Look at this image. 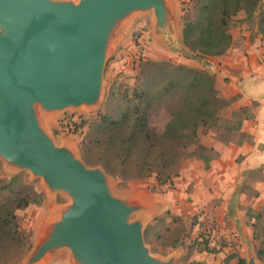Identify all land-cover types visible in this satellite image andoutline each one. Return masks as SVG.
<instances>
[{"label":"water","instance_id":"95a60500","mask_svg":"<svg viewBox=\"0 0 264 264\" xmlns=\"http://www.w3.org/2000/svg\"><path fill=\"white\" fill-rule=\"evenodd\" d=\"M174 10L169 0H0V159L41 178L50 196L70 200L23 264L62 250L74 264H176L154 256L145 242L151 206L115 196L111 175L56 145L40 117L95 106L119 26L153 12L155 34L169 39ZM236 205L233 198L229 215L238 226ZM245 241L248 264H258Z\"/></svg>","mask_w":264,"mask_h":264},{"label":"trees","instance_id":"16d2710c","mask_svg":"<svg viewBox=\"0 0 264 264\" xmlns=\"http://www.w3.org/2000/svg\"><path fill=\"white\" fill-rule=\"evenodd\" d=\"M191 12L182 24L183 44L190 56L211 58L225 55L233 44L232 22L240 13L246 22L257 20L264 41V0H187ZM135 86L111 90L106 99L110 110L90 125L81 143L83 159L90 166H101L113 177L145 180L154 177L158 187L173 189L182 164L200 158L210 168L212 149L201 144V133L218 126L221 111L230 101L222 98L216 78L206 70L141 59ZM165 111L168 121L160 131L152 125L153 116ZM81 124V123H80ZM75 122L73 133L81 125ZM239 128V123H237ZM245 136V135H243ZM23 174L0 182V256L22 251L32 242L21 229L18 211L43 203L42 193L25 184ZM9 194L4 197V193ZM253 240L260 243L257 256L264 262V213L253 217ZM172 248L182 244L181 233ZM148 238V235L145 239ZM217 254L210 241L195 240L191 249ZM189 264H202L191 262ZM239 264H246L239 259Z\"/></svg>","mask_w":264,"mask_h":264},{"label":"rangeland","instance_id":"374dc122","mask_svg":"<svg viewBox=\"0 0 264 264\" xmlns=\"http://www.w3.org/2000/svg\"><path fill=\"white\" fill-rule=\"evenodd\" d=\"M187 1V0H185ZM191 7L183 2L179 3V10H174V24L171 25L172 34L169 39L157 36L154 29V18L152 13L138 14L123 22L110 43L108 57L103 74V87L99 102L90 108L69 109L53 115H45L40 111L43 125L46 127L56 145L66 146L71 149L76 156L83 159L81 143L87 137L90 125L98 119L100 114H105L110 110L106 103L107 96L111 90H131L138 76V66L141 59L160 62L171 61L175 64L188 66L194 56H190L183 44L182 24L191 12ZM250 29L254 33L258 30L257 20L246 22V15L234 18L232 29ZM180 50L187 51L186 54ZM191 67V66H190ZM226 108L221 111V115H227ZM168 121L165 111H160L153 116L152 125L158 130H162ZM80 127L76 133L74 123ZM222 125L226 123L222 122ZM220 140H226L227 136H218ZM213 156V153L210 154ZM193 158L187 159L192 160ZM85 161V160H84ZM90 166V165H89ZM98 166V165H97ZM96 167V166H91ZM23 174L25 184L29 185L32 191L42 193L43 203L32 204L28 208L18 211V219L25 237L31 238V248L28 250V242L22 251H11L0 256V264H23L33 249L35 242L49 230L54 221L60 218V210L70 204V200L62 193H55L50 196L43 180L34 177L30 172L13 169L0 159V182L8 183L11 178ZM244 176V174H243ZM248 177V175H246ZM240 177L235 188L229 192L225 200L216 198L211 203L195 210L189 198L185 206H181L176 199L169 196V188H160L154 177L145 180L131 179L125 180L121 177H108L111 190L115 196H128L134 199L144 200L145 204L151 206L152 210L145 213L146 221L144 234L151 253L162 259L174 257L176 264H189L200 262L202 264H239V259H245L248 264L249 247L245 241L247 237L257 255L260 243L253 240V218L258 212L264 213V206L258 207L254 198L257 192L253 184L262 179L260 174ZM243 186L245 196L237 190ZM236 191V192H235ZM140 194H143L140 196ZM234 195V196H233ZM7 192L4 197H8ZM235 197L238 202L236 215L238 226L229 215V201ZM143 198V199H142ZM242 199V200H241ZM224 203V207L221 204ZM143 214V213H142ZM133 216L131 220H134ZM178 232L181 233L182 244L177 248H172ZM208 239L212 247L220 249L217 254L199 252L191 249L195 240L203 241ZM257 263L264 264L257 256ZM39 264H74L68 250H62L41 261Z\"/></svg>","mask_w":264,"mask_h":264},{"label":"crops","instance_id":"0c3cea01","mask_svg":"<svg viewBox=\"0 0 264 264\" xmlns=\"http://www.w3.org/2000/svg\"><path fill=\"white\" fill-rule=\"evenodd\" d=\"M169 1L179 10V3L185 0ZM231 33L233 44L225 55L195 57L188 63V66L214 75L220 96L230 101L226 108L228 113L220 115L218 126L200 135L201 144L212 149L210 168L207 169L200 158L185 160L179 176L173 180V189L163 194L173 197L184 207L190 198L195 210L216 198L226 201L240 177L245 176L246 184V178L256 174L262 179L253 184L257 192L254 201L258 207L264 206V41L258 30L254 33L239 27ZM218 136L228 138L220 140ZM237 190L245 196L243 186Z\"/></svg>","mask_w":264,"mask_h":264}]
</instances>
